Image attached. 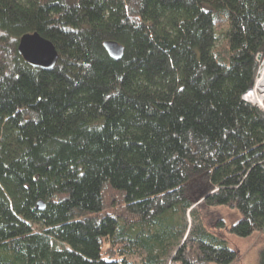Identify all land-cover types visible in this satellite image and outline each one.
I'll use <instances>...</instances> for the list:
<instances>
[{"label":"trees","instance_id":"1","mask_svg":"<svg viewBox=\"0 0 264 264\" xmlns=\"http://www.w3.org/2000/svg\"><path fill=\"white\" fill-rule=\"evenodd\" d=\"M259 55L264 0H0V264L235 261L218 206L264 233Z\"/></svg>","mask_w":264,"mask_h":264},{"label":"rangeland","instance_id":"2","mask_svg":"<svg viewBox=\"0 0 264 264\" xmlns=\"http://www.w3.org/2000/svg\"><path fill=\"white\" fill-rule=\"evenodd\" d=\"M223 33L220 38L222 39ZM261 56V55H260ZM262 59V56L260 60ZM262 69H264V58L261 60V69L258 72L257 79L261 77ZM256 79V81H257ZM245 97V96H244ZM247 97V98H246ZM245 100L255 103L264 109V92L257 89H253L250 93H247ZM188 185L186 187V196L191 197L189 194ZM201 189V185L197 184L193 188V193L199 191ZM220 211L223 213V217L226 221L227 227L221 229L220 233L223 238L226 240L228 245L231 248L237 249L239 253V257L230 264H258L259 254L262 248H264V233L263 232H254L248 236H239L234 232L230 231L228 227L232 224L236 223L240 218V213L237 209L232 208L227 205L218 206ZM133 261H139L137 257H131Z\"/></svg>","mask_w":264,"mask_h":264},{"label":"water","instance_id":"3","mask_svg":"<svg viewBox=\"0 0 264 264\" xmlns=\"http://www.w3.org/2000/svg\"><path fill=\"white\" fill-rule=\"evenodd\" d=\"M103 44L109 55L114 59H120L123 56L125 47L119 42L107 40ZM18 49L30 64L45 69L52 68L59 58L55 45L38 32L24 34L20 39ZM38 208H45L44 201L40 200L38 202Z\"/></svg>","mask_w":264,"mask_h":264},{"label":"bare ground","instance_id":"4","mask_svg":"<svg viewBox=\"0 0 264 264\" xmlns=\"http://www.w3.org/2000/svg\"><path fill=\"white\" fill-rule=\"evenodd\" d=\"M260 56V55H259ZM27 61V60H26ZM28 62V61H27ZM261 77L256 81V88L264 92V69L260 72Z\"/></svg>","mask_w":264,"mask_h":264},{"label":"built area","instance_id":"5","mask_svg":"<svg viewBox=\"0 0 264 264\" xmlns=\"http://www.w3.org/2000/svg\"><path fill=\"white\" fill-rule=\"evenodd\" d=\"M260 69H261V68H260ZM260 69H259V71H260ZM259 71H258V72H259Z\"/></svg>","mask_w":264,"mask_h":264}]
</instances>
